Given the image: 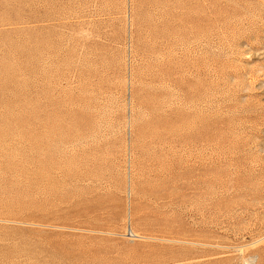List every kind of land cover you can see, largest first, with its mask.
I'll return each mask as SVG.
<instances>
[{
    "label": "rangeland",
    "instance_id": "obj_1",
    "mask_svg": "<svg viewBox=\"0 0 264 264\" xmlns=\"http://www.w3.org/2000/svg\"><path fill=\"white\" fill-rule=\"evenodd\" d=\"M0 264H264V0H0Z\"/></svg>",
    "mask_w": 264,
    "mask_h": 264
}]
</instances>
